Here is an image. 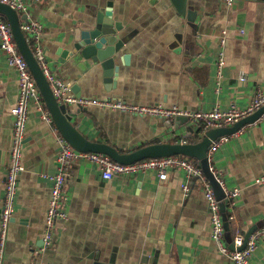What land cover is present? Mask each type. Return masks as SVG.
<instances>
[{
  "label": "crops",
  "instance_id": "obj_1",
  "mask_svg": "<svg viewBox=\"0 0 264 264\" xmlns=\"http://www.w3.org/2000/svg\"><path fill=\"white\" fill-rule=\"evenodd\" d=\"M105 1L113 19L123 24L122 35L129 34L125 29L135 31L115 55V80L109 90L101 68L80 72V60L71 55L74 32L90 23L89 7L98 0H25L27 12L17 14L19 25L32 21L42 26L48 67L70 84L73 96L209 111L215 105L244 108L256 90L264 94V0H234L230 8L222 0H187V10L195 14L192 21L169 4ZM223 30L226 64L217 90L215 56ZM240 74L245 82H239ZM75 85L77 90L72 91ZM16 97L17 74L0 51V210L9 166L10 110ZM67 110L87 139L121 153L152 144L197 142L202 134L189 120L172 131L161 128L165 120L160 118L99 106ZM55 129L31 107L2 264H89L95 259L108 264H230L210 239L209 213L197 178L190 179L184 195L182 170L170 169L163 181L153 171L103 180L98 168L85 160L70 168L64 196L67 219L56 221L51 245L44 248L50 190L42 174L57 168ZM242 129L223 143L211 162L221 172L225 188L240 190L232 210L225 195L220 198L228 245L237 231L245 235L264 225V182L255 183L264 177V119ZM249 264H264V239Z\"/></svg>",
  "mask_w": 264,
  "mask_h": 264
},
{
  "label": "built area",
  "instance_id": "obj_2",
  "mask_svg": "<svg viewBox=\"0 0 264 264\" xmlns=\"http://www.w3.org/2000/svg\"><path fill=\"white\" fill-rule=\"evenodd\" d=\"M39 2L40 0H32ZM223 4L230 8L234 0H222ZM1 4L9 6L15 10L17 14H25L27 6L25 0H0ZM20 29L24 34L25 42L31 51L33 58L37 62L43 75L45 76L49 88L58 104L65 106H76L79 108H88L91 106H99L127 112L135 115H144L152 118L173 119L175 116H184L189 122H195L201 132H205L210 128L229 127L240 119L249 116L260 108L264 107V94L261 90H256L250 103L239 108L231 105L226 109H222L215 105L209 111H189L181 109L177 106L164 107L157 105H134L126 104L122 101L99 100L97 98H82L73 96L70 91V84L56 77L51 73L46 61L44 48L42 46V26L37 22H22ZM218 49L215 56V73L214 81L218 90L223 78V70L226 64V30L222 31V35L217 43ZM0 51L4 54L9 67L13 68L17 74V97L10 113L13 119V125L10 134L9 148V166L3 181V195L0 210V264L4 245L7 236V230L13 215L14 201L18 189V176L23 171L21 144L29 120L30 109L35 106L40 120L46 124H53L51 115L47 110L43 98L39 92L36 81L34 80L26 61L18 51L10 26L7 22L0 19ZM239 82H245L246 77L240 74ZM264 119V113L260 119ZM244 129H240L241 132ZM234 133L219 137L213 141L207 151L206 157L209 163V169L214 178L224 191L225 198L229 203L228 209L232 210L236 199L240 195L239 188L227 189L224 186V180L221 172L216 171L211 162L214 153L225 143L230 137L237 135ZM55 142L59 146L56 157L57 168L54 172L42 174V178L49 184L50 196L48 206L44 216L43 227V244L44 248L51 245V236L56 221H64L67 219V212L64 205L65 186L69 171L73 163L77 160H85L89 164L98 168L100 177L103 180H110L115 177L137 176L145 174L148 171L156 173L158 180L167 179V172L170 169H178L184 172L185 182L181 185V189L185 194L189 191V181L197 178L203 190V197L207 204L210 222V239L214 243L216 251L225 256L230 264H249L254 256L258 243L264 239V225L253 230L245 240V235L236 232L232 237L233 248L225 241L224 226L221 212V201L217 199L210 183L202 173L199 164L192 159H183L178 157H163L157 159H144L130 164H119L114 162L108 156L100 153H82L75 150L55 129ZM264 182V177L256 180L255 183ZM232 216H229L231 219ZM243 243L245 244L242 247ZM242 247V248H241Z\"/></svg>",
  "mask_w": 264,
  "mask_h": 264
},
{
  "label": "water",
  "instance_id": "obj_3",
  "mask_svg": "<svg viewBox=\"0 0 264 264\" xmlns=\"http://www.w3.org/2000/svg\"><path fill=\"white\" fill-rule=\"evenodd\" d=\"M159 3L160 5H171L178 15L186 17L189 21L195 19V14L187 10V0H146ZM91 10V21L84 29H76L72 37L71 55L77 57L80 61L77 67L80 72L88 70L95 72L96 68L102 69L103 83L109 90L110 84L115 80V55L124 47L127 40L131 38L135 31L125 29L128 35H122L124 26L121 21H115L112 10L106 8L105 0H98V3L89 7ZM189 9V8H188ZM0 17L5 19L11 29L13 39L18 51L26 61L28 68L36 81L39 92L43 98L44 104L49 111L53 124L58 133L77 151L82 153H100L108 156L114 162L119 164H130L144 159H157L175 155H182L193 158L198 161L202 173L210 183L216 197L220 200L224 196L222 188L214 178L209 169V163L206 157L207 151L213 141L219 137L231 135L238 132L243 126L252 124L260 120L264 113V107L256 112L246 116L232 126L215 127L201 132V137L197 142L189 143H161L148 145L134 151L121 153L107 143L95 142L87 139L74 124L71 114L64 104H58L52 95L49 84L33 58L29 50L23 32L20 29L17 12L9 6L0 3ZM21 19L25 20L23 17ZM78 86H74L72 91H76ZM86 108H82L85 110ZM165 120V119H162ZM165 120L162 122L163 130L170 129L176 131L181 125L187 123L188 119L184 116H175L174 120ZM190 136V132L187 134ZM9 156V154H8ZM227 200H225L226 202ZM223 213V205L221 204ZM251 232L245 234V240ZM244 243L242 247H244ZM233 248V245H229ZM241 247V248H242ZM89 264H108L105 260L95 259Z\"/></svg>",
  "mask_w": 264,
  "mask_h": 264
},
{
  "label": "rangeland",
  "instance_id": "obj_4",
  "mask_svg": "<svg viewBox=\"0 0 264 264\" xmlns=\"http://www.w3.org/2000/svg\"><path fill=\"white\" fill-rule=\"evenodd\" d=\"M187 125H189V131H192V129H193V125H191V123H189V122H188Z\"/></svg>",
  "mask_w": 264,
  "mask_h": 264
},
{
  "label": "trees",
  "instance_id": "obj_5",
  "mask_svg": "<svg viewBox=\"0 0 264 264\" xmlns=\"http://www.w3.org/2000/svg\"><path fill=\"white\" fill-rule=\"evenodd\" d=\"M199 131L201 132V129H200V128H198V132H199Z\"/></svg>",
  "mask_w": 264,
  "mask_h": 264
}]
</instances>
